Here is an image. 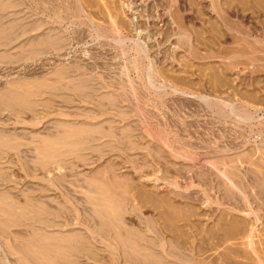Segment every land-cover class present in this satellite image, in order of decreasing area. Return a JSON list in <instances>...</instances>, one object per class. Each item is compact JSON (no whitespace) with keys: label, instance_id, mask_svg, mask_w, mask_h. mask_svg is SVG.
Segmentation results:
<instances>
[{"label":"rangeland","instance_id":"rangeland-1","mask_svg":"<svg viewBox=\"0 0 264 264\" xmlns=\"http://www.w3.org/2000/svg\"><path fill=\"white\" fill-rule=\"evenodd\" d=\"M3 1L13 5L7 13L20 23L16 34L21 39L16 36L17 42L0 47V91L28 83L30 90L46 94L40 97L43 105L37 115L23 110L27 113L17 117L0 104V128L24 131L19 142L31 150L38 145L33 133L54 135L47 123L53 118L89 117L91 122L101 120V125L106 121L108 128L111 121L104 116L113 115L124 120L119 124L123 130L116 128L119 140L126 129L136 135L133 145H123L128 154L121 158L99 147L87 152L85 161L70 155L49 160L44 169L37 167L33 152L26 163L14 157L17 164L8 174L15 184L6 188L11 200L25 207L33 196L41 209L56 210V201L38 191V183L47 180L55 185L54 194L73 209L63 221H52L51 231L92 234V252L78 258L81 264H133L121 251L118 234L100 230L101 220L89 201L108 189L101 178L109 181L116 172L127 183L129 198L121 213L123 224L114 221V226L117 222L123 233L158 238L161 244L155 249L163 260L177 249L190 261L185 264H264V192L257 176L248 171L253 167L264 175V0ZM44 33L61 34L62 49L34 38ZM73 80H84L95 95L66 90ZM59 84H66L65 91L51 97L46 89L61 88ZM114 94L121 97L120 105L103 99ZM66 96L71 102L64 101ZM98 102L103 109L95 106ZM230 104L237 108L233 113L225 109ZM90 162L108 170L102 171L101 182ZM235 164L244 186L234 200L223 187L235 188L236 181L223 168ZM14 222L8 221L10 234L0 239V264H21L23 254L14 246L32 234L31 227Z\"/></svg>","mask_w":264,"mask_h":264},{"label":"bare ground","instance_id":"bare-ground-1","mask_svg":"<svg viewBox=\"0 0 264 264\" xmlns=\"http://www.w3.org/2000/svg\"><path fill=\"white\" fill-rule=\"evenodd\" d=\"M9 7L12 8L13 5L11 3L5 2L3 0L0 1V47H2L4 45L9 47L10 44L12 45L14 40H16L15 39L16 36L18 37L19 40L21 39V35L19 37L18 36L19 33H18V35L16 34V32H18L20 30V29L17 30V28H19V26H20V23L18 21H15V18L13 21H11L10 18H12L13 15L11 14V12L7 13L8 12L7 8H9ZM74 9H75L76 13L77 12L79 13L78 8L77 9L74 8ZM54 10L52 9L53 13H55ZM52 11H51V13H52ZM13 14H14V11H13ZM16 14H17V12L14 15H16ZM56 14H57V12H56ZM57 17L60 19L61 16H59V14H57ZM55 21H58V20H55ZM49 31H50V29L48 30V32ZM20 34L23 35L24 31L21 30ZM53 34L44 33V35H45L44 37L41 36L42 35L41 34L38 37L35 36L34 38H37L40 42L43 41V44L46 42L47 45H48V43H50V44L55 46V47L53 46L54 48H52V46L49 45V46H51L49 48L57 49L56 47H58V48L60 47V49H62L60 45L63 44V42H65V41L63 40V38L58 37V35H61V34L57 33V34H55V36H53ZM56 35H57V37H56ZM15 42H17V40ZM25 42H26V40H25ZM30 42H31V40H30ZM40 42H38V43L41 44ZM22 43H24V42H22ZM14 44H16V43H14ZM20 45H23V44H20ZM7 50H5V51H7ZM11 51H12V49H11ZM2 52L5 53L3 50H2ZM2 52H1V54H2ZM68 83H70V82H68ZM26 85H28V83H26L25 86ZM29 85H28V87H25L22 84H20L21 87L23 86L22 87L23 89L21 87H20L21 89H19V86L18 87L16 86L17 89H16V87H14L15 90H12L9 88V89H5V91H3L2 93L0 91V104L3 106V108L5 107V109H7V110L9 109L12 113H14V116L18 115L17 117H19V114L21 112H23L24 114L27 113L24 111L32 112V114H35V115L39 114L41 106L43 105L41 102V101H43V99H41L40 97H42L41 95L46 94V92L45 91L41 92L42 90H39V89H38V91H36L37 88L30 90L32 88V86H30L31 87L30 88ZM59 85H61V88H57L58 85H56L57 87L55 85H53L54 90H51L49 87L47 89L46 88L45 89L49 90L48 93L51 95V97H55V96H53L54 94H56V97H57V96H59L57 94L60 93L61 89H62V91L64 90L63 88L66 84L64 86L62 84H59ZM51 86L52 85H50V87ZM53 87H51V88H53ZM65 87L68 88L66 90L72 91V92H74V94L75 93L80 94L81 96L84 95V97L85 96L90 97V96L95 95V92L93 90L89 89V87L87 86V84L84 80H75V81L73 80L70 83V86L66 85ZM27 88H29V89H27ZM42 88H44V87L42 86ZM55 89L57 90L56 93H55ZM49 94L47 97H49ZM60 96H62V95L60 94ZM68 96L64 97L65 98L64 101L66 103L71 102V97H68ZM51 97H49L50 101L47 103L48 105H49V103L50 104L52 103ZM103 99L104 100L106 99L108 101V103L111 104L112 106L120 105L122 102V99L119 96V94H114V95H110V96H103ZM103 102H98L95 104V106L98 107V109H101L102 106L104 107ZM0 108H1V106H0ZM226 108H228L229 111H232V113L237 110V108L233 104H230L228 107L226 106L225 109ZM239 110H241V109H239ZM229 113H231V112H229ZM226 116L227 115L225 114V117ZM104 117L106 118L104 120H108V122L111 121V123H108V124H110L108 126V128H105L103 125L106 121L105 122L103 121L102 122L103 124L101 125V123H100L101 120L99 122L98 121L95 122V119H94V121L92 120L93 122H91V118H89V117H85L84 119H81V120H79V119L78 120L77 119L76 120H69V119H61V118L50 119L47 123L49 124V126H53L54 131H55V133L53 132L54 135H52L51 137L46 136L47 138H44V137H38L37 133H33V136L35 137V139L37 138V140H34V141H36L38 143V145L34 146V148L32 147L33 151L31 149H27L26 147L25 148L22 147L25 144L23 143V145H22V143L19 142V138H18L21 131L19 132L16 130L18 133L16 131L15 132H11V131L8 132V131H5L4 129L0 128V239H1V237L6 236V235L8 236V234H10V224L8 223V221H10V222L11 221H15V222L18 221V223L22 222L26 226L32 228L31 229L32 234H30V236L28 235L29 237L28 236L26 237L28 239L24 242L22 240L23 237L19 238V241L22 240L23 242H20L19 244L16 242V244H18V245L16 246V244H15L16 247L14 246V249H16V251L20 252L21 255L23 254V256L20 259L21 264H27V263L30 264V262L33 264H81V261H79L78 258H80V256H82V255L89 254V252L91 251V247H92L91 244L93 243V239H92L93 237H92V234L87 236L86 234H83L82 232L81 233L83 235H81V233L77 234L78 232H73V233L67 232V234L66 233H62V234L60 233L61 235H56L55 233H53L51 231L52 228L50 226H52V224H54L52 221H58V220L63 221L64 215L65 214L67 215L68 213H72L73 209L71 208V204L70 203L68 204V200H65L63 198L61 199V198H59V196L57 197V195L54 194V192H53L54 187L53 186H55V185L52 183H49L47 180H42V183H40V182L38 183L39 184L38 185L39 187L37 186L39 188L38 191L40 192V194L41 193L44 194L43 196L46 197V199L49 198V201L51 198H52L51 201L52 200H53V202L56 201V203H57L56 207H55L56 210L41 209V207H39V205H37L33 202L34 201L33 196H29L27 198L26 202L24 203L25 207H19L16 201H14V200L12 201L11 198L9 197V195H11V194H9L6 191V188L9 185H11L12 183L15 184L12 180H10L11 178L9 177V174H8L9 171H11V168H13V166L17 164V163L16 164L14 163V159L16 157H18L19 160H21V161L23 160V162L26 163L25 162L26 156H28L29 153L31 154L33 152V154L36 155L35 158L38 159L37 167L40 166L41 168L46 169L47 165H49L48 164L49 160L64 159L70 155H76L75 157H78V159L85 161L86 153L89 151H92V150L97 151V149H99V147H103L104 149H107L108 152L113 155V157H116V156L120 157L122 155L124 157V155H127L128 153H126V150L123 147V145H133V141H135L134 138L136 136L133 133L135 130L132 132L131 129H126L123 132L124 135L122 134L123 135L122 140L125 139L123 142L122 140H119L118 136L116 135V133L118 134V132L116 131V128H118L117 126L120 124V122L122 120H120V121L117 120V118L113 117V115L109 116L108 118L106 116H104ZM246 117H248V116H246ZM88 118L90 120H86ZM122 122H124V120ZM119 127H120V129L123 128L122 125H119ZM23 132L24 131L21 132L22 136H23ZM21 134H20V136H21ZM25 134H28V132L27 133L25 132ZM23 137H25V135ZM27 137H28V135H27ZM120 137H122V136H120ZM29 141H31V140L29 139ZM29 148H31V147H29ZM224 153H225V151H224ZM113 157H111L110 159H113ZM129 157H131V156H129ZM223 157L225 158V155H221L220 159H223ZM226 158H227V156H226ZM230 159L233 160V157ZM118 160H119V158H118ZM26 161L28 164L29 161L28 160H26ZM112 161H113L112 163H114L115 160H112ZM231 161H229V162H231ZM31 163H33V162L31 161ZM106 163H107V161H106ZM115 164H117V163L115 162ZM95 165L96 164H91V162H90V166H92L91 170L92 169L94 170L93 172L96 173V177L98 174H100V175H99V177H97V179H96V177L95 178L91 177V178H94L97 181L99 178V182H101L100 177H101V175H103V172L106 169L103 171L102 165H98V166H95ZM117 165L116 166L114 165V166L117 167ZM21 166H22V164H21ZM31 166H32V164H31ZM261 166H260V168L263 167V166L262 167ZM110 167H111V169H113L112 165ZM110 167H108V168H110ZM222 167L223 166L221 165V168ZM117 168H118V170H120L119 167H117ZM254 168H256V167H254ZM32 169H33V167H32ZM114 170H115V168L112 171L114 172ZM223 170L231 177V179L233 178L236 181V187L234 186L235 188H229L230 187L229 184H227V185H229V187H227V186L223 187V189H224L223 192L226 193V195L229 196V198L232 197L234 199L240 194L239 191L243 190L242 187L244 186V183L242 182L243 180L241 178L242 173H241L239 167L236 166V164L235 165H228V166L226 165L225 168H223ZM255 170L253 169V167L248 168V171H249V173H251V175L253 173L254 176L255 175L257 176V178L256 177L255 178L258 181V184H259L258 187H260L261 190L264 192V175H263V172H261L260 169L259 170L255 169ZM263 170H264V168H263ZM106 171L108 172V170H106ZM117 172H119V171H117ZM94 173H92V174H94ZM110 173H112V172H110ZM79 175H81V173ZM119 175H117L116 172L113 173V176H111L113 178L109 181H107V180L104 181L106 179L104 177L101 178L102 182L104 183V185L106 187H108V189H105V188L101 189V192H100L102 194L101 198H99L100 197L99 196L98 199H95L94 197H92V198H94V199H92L90 196L89 201L91 202V205L93 204L94 209L96 207V209H95L96 211H94V213H96L98 218L101 220L100 221L101 222L100 230L101 231L102 230L107 231V234H108V231L114 230L115 232L114 231L113 232L118 234V236L116 235L118 237L116 239L119 240V244L122 245V248H120V249H121V251H123L124 255L127 257V260L131 261L133 264H183L184 260L189 261V260H187L188 258L186 256H183L177 249H174L173 253L171 255L169 254V256L166 257V260H163V256H162L163 254L160 252L158 253L157 250L155 249L156 246L161 244V243L159 244L158 238H156V237L153 238V237H150L149 235H146V234L142 235V233H140L141 235H139V232L137 233V231L134 232V231H130L128 229H127L128 232L123 233V232H121L122 230L119 229L121 227H118V228L116 227L118 225L117 222H115L117 225L115 224L116 226H114V221H120L121 222L124 220L122 218L121 213L125 212V211H123V210H125L124 204H125V201L129 198V195H127L128 198L126 197V194L124 191V188H126L125 185L127 183L125 184V181L124 182L122 181L123 178L121 179L122 176H119ZM243 177H245V176H243ZM26 178H27V176H26ZM126 178H127V175H126ZM36 179H37V177H36ZM220 180H221V178H220ZM56 182H58V181H56ZM92 182H94V181H92ZM89 184H90V182H89ZM222 184H224V183H222ZM93 185H95V184H92V186ZM96 185L101 188V186L99 184H96ZM89 187H91V186H89ZM96 187H94L95 191H96ZM10 189H12V188H10ZM88 191H90V190H88ZM98 191H100V190H97L96 192H98ZM109 191H112V194H109ZM92 192H94V191H92ZM227 196H226V198H228ZM244 197H240V198L242 199ZM237 199H239V198H237ZM74 215L75 214H73V216ZM6 221L8 224L6 223ZM124 231H126V230H124ZM102 234H104V233H102ZM24 235H22V236H24ZM83 236H85V237H83ZM15 237H17V236H15ZM114 237H115V235H114ZM26 238L24 237V239H26ZM7 244H8V241H7ZM161 247H163V246H161ZM112 249H114V248H112ZM110 253L112 255H114L113 250L112 251L110 250ZM91 254L93 255L94 253H91ZM19 258H18V260H19ZM107 259H108V257H107ZM1 261H2V259H1ZM3 262H4V260L1 262V264ZM5 264H6V261H5Z\"/></svg>","mask_w":264,"mask_h":264}]
</instances>
